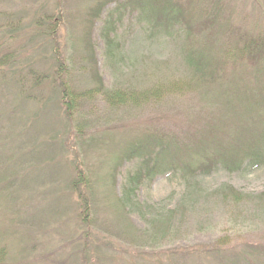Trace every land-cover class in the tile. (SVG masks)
I'll use <instances>...</instances> for the list:
<instances>
[{
  "label": "rangeland",
  "instance_id": "374dc122",
  "mask_svg": "<svg viewBox=\"0 0 264 264\" xmlns=\"http://www.w3.org/2000/svg\"><path fill=\"white\" fill-rule=\"evenodd\" d=\"M122 1L0 0V264H264L236 249H264V162L180 166L131 186L143 158L121 156L141 133L178 119L183 129L164 139L188 143L180 155L194 164L201 145L229 150L261 130L263 71L231 67L227 51L239 33H264V0H194L216 20L211 41L195 42L185 24L155 28ZM191 47L217 64L216 78L199 80ZM60 82L78 94L69 115ZM108 91L150 93L111 102ZM77 166L85 210L72 189ZM226 185L242 199L221 193Z\"/></svg>",
  "mask_w": 264,
  "mask_h": 264
},
{
  "label": "trees",
  "instance_id": "16d2710c",
  "mask_svg": "<svg viewBox=\"0 0 264 264\" xmlns=\"http://www.w3.org/2000/svg\"><path fill=\"white\" fill-rule=\"evenodd\" d=\"M122 5L131 7V10L140 11L141 17L151 21L155 28H163L165 31H170L171 27L176 24H185L191 42L198 40L201 35H206L209 41L215 31L216 20L211 15H208V11L205 9L202 10L201 14L197 13L195 7L193 8L194 0H123ZM199 16H203V18L201 17L198 19ZM110 32L111 31L106 32V39L109 46H112L115 40L110 37ZM238 36L240 42L236 43V47L229 48L227 51V53L232 52L235 57L232 59L231 67L240 65L252 66V68L257 67L256 69L263 71L262 74H264V33H258L252 36L249 33L242 32L239 33ZM191 48L192 52L191 54H187V58L189 63L193 66L199 80L210 81L216 78V74L214 73L217 64L210 58L208 59L204 52L198 53L194 47ZM220 64L221 63H219V66ZM93 72L98 82L101 83L99 87L103 89L102 77L99 71L95 69ZM36 79L38 80V78ZM59 79L63 81L61 78ZM256 86L254 87L253 84L252 87L249 86L247 88L251 90L252 95L258 94L254 91ZM54 87L55 93H59L58 97L60 100L61 97L62 99L67 98L64 103L66 112L69 115L71 102L76 99L78 94L69 92L67 86L65 88V82H60ZM258 87L261 92L264 91V80L262 78L261 81H259ZM149 93L150 92L142 93L141 96H137L131 93L130 95L122 92L108 91L107 97L111 102H126L131 98L134 100L147 98ZM36 96L40 97L39 95ZM258 101L259 99L255 100V103H258ZM169 122L171 124L162 125L156 129L153 128L154 130L141 133L139 139L132 142L121 155L122 159L127 157L131 158L134 155H141L143 158L140 168L131 175L130 185L137 184L138 180L140 181L144 176H153L159 171L166 169H179L178 167L180 166L184 168V172L187 173H209L220 164L233 170L242 168L245 164L252 163L254 166H257L264 162V123H262L261 130L251 136V138L235 142L236 145L233 149L229 148V150H225L226 147L222 141H219L217 145L220 146L221 149L215 148L217 146L209 147V149V145H201V147H198L200 150L199 162L194 164L191 160H185L180 155L184 148H191L188 147V143L184 141L176 142L173 138L164 139V133H174L184 127V123L179 119ZM220 134L227 135V132L222 128ZM202 136L198 135L193 140L200 139ZM181 142L184 143L179 146L178 143ZM77 170H79V174L72 180V189L80 198L81 207L85 210L90 207L89 201L84 195L82 188V186L87 185V178L84 170L80 166H77ZM220 192L225 193V195H231L230 197H233L235 200L242 199V194L232 185H226ZM230 197L227 199H230ZM220 247L219 245V248ZM236 249L238 253H240V258L250 263L252 259L250 254L252 252L256 251L264 255V249H258L254 246H246L244 249L236 247ZM4 250L5 249H2L1 252H4ZM229 251L231 250L229 249L228 252ZM213 252L214 253L210 254L211 257L218 256L221 258V249L213 250ZM3 254L4 253H2V255Z\"/></svg>",
  "mask_w": 264,
  "mask_h": 264
}]
</instances>
